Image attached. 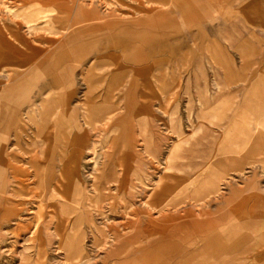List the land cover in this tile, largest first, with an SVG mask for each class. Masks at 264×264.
<instances>
[{
    "label": "rangeland",
    "instance_id": "374dc122",
    "mask_svg": "<svg viewBox=\"0 0 264 264\" xmlns=\"http://www.w3.org/2000/svg\"><path fill=\"white\" fill-rule=\"evenodd\" d=\"M245 3L0 0V194L13 207L1 202L0 264H209L264 248V78L250 77L264 70V13ZM169 8L218 13L219 29L182 32L170 78L117 69L134 38L116 33ZM46 104L69 143L42 142Z\"/></svg>",
    "mask_w": 264,
    "mask_h": 264
},
{
    "label": "crops",
    "instance_id": "0c3cea01",
    "mask_svg": "<svg viewBox=\"0 0 264 264\" xmlns=\"http://www.w3.org/2000/svg\"><path fill=\"white\" fill-rule=\"evenodd\" d=\"M246 3H248V0H244ZM245 3V4H246ZM255 4V5H254ZM246 5H254V8H258L260 12L259 14L264 13V2H258L257 0L250 1V3ZM255 12V11H254ZM218 13L214 12L211 14L212 16L207 18V20L201 21V22H193L192 20H188V18L185 16V14L182 13V11H173L171 8L165 9L162 14H157L156 10H149L148 14L139 16L137 18V21L133 24H126L123 28H121V37H119V34L116 33V38L118 40H122V43L124 42L126 36L128 34H125L128 30H132V38H134L132 45H128V43L121 45L122 46V54L121 60L119 59L118 63L116 64L117 69H120L121 71H124V69H130L132 71V76L137 80H155L156 78H170L171 77V71H172V62H173V51L175 54H177L176 49L173 50V47H177V41H180L181 33L188 30H195L199 26L200 28L204 29H211V30H217L219 29V24L215 23V20L218 18ZM213 17V18H212ZM215 17V18H214ZM159 18V20H158ZM215 19V20H214ZM195 23V24H194ZM210 25V26H208ZM210 27V28H209ZM260 29H264V26H260ZM118 32V31H117ZM110 39V38H107ZM119 43V42H117ZM180 43V42H179ZM260 45L264 46V41ZM121 51V47L120 50ZM131 53V54H129ZM230 77V76H227ZM233 77V76H231ZM251 78H264V70L257 72L255 75H251ZM60 101V100H59ZM58 100L48 101V103H51V105H54V103L57 105H60ZM49 104H46L42 107L40 111V121H39V127L40 125L48 126V131L45 132L44 130L41 132L44 137L41 139L42 142L50 144H60V143H69L70 142V135H66L68 138H65L63 134V130L61 128H57L58 126H62L60 122L56 123H44V117L41 114L42 112H51L52 111L48 108ZM53 107V106H52ZM53 115L48 119L50 120ZM67 123V122H66ZM11 124V122H10ZM7 124L8 128L12 127V125ZM64 124V123H62ZM230 124V123H229ZM66 125L69 126V123ZM73 124H71L72 126ZM66 127V126H64ZM3 131L0 130V143H4L7 135ZM40 134V133H39ZM51 136V139L48 138ZM54 136V137H53ZM181 138L182 135H181ZM228 140V136L226 137ZM39 139V141L41 142ZM151 140V139H150ZM152 141V140H151ZM52 147V145H51ZM57 145V149H58ZM130 152L132 154V157L139 159L140 153L133 149V145L131 144L129 146ZM5 160L3 158V155L0 154V168L6 169V171L10 168L9 165H6ZM2 173L0 170V179L2 178ZM168 172H162V175L165 176ZM206 180L209 182H216L220 179L221 173L216 169V167H210L206 172ZM164 180V177L162 178ZM152 200L151 198L149 201ZM6 201L4 197L0 194V206L1 202ZM5 213L4 216H13L11 214L12 212V206L10 207L8 203H5ZM213 247V245H205V247ZM185 264V263H180ZM187 264V263H186ZM206 264V263H205ZM208 264V263H207ZM209 264H264V248L261 246H255V248L250 249L249 251L245 249V252H243V256H237L236 261H229V262H221L220 256L217 258H213L211 263Z\"/></svg>",
    "mask_w": 264,
    "mask_h": 264
},
{
    "label": "bare ground",
    "instance_id": "6f19581e",
    "mask_svg": "<svg viewBox=\"0 0 264 264\" xmlns=\"http://www.w3.org/2000/svg\"><path fill=\"white\" fill-rule=\"evenodd\" d=\"M2 2V1H1ZM49 112L47 111V112H42L41 114H43L42 116L45 118V119H49L50 118V116H49V114H48ZM18 117H17V115H15V118L14 119H17ZM45 127V126H44ZM43 126H42V128H41V132L43 131ZM38 130V132H39V128L37 129ZM65 144V143H64ZM86 145V144H85ZM61 153H63V151H61L60 152V159L62 160V166H63V168H62V170H65V171H69V169H70V166L69 165H67V164H65L63 161H64V153L63 154H61ZM70 158H72V157H70ZM65 160H67V157H66V159ZM54 162V161H53ZM70 162L71 163H73V161L72 160H69L68 161V163L70 164ZM74 165H76L77 166V164H75V162H74ZM44 166H46V167H48V170L49 169H51L49 166H51V164L50 163H48V162H46V163H44ZM10 167V166H9ZM47 169V168H46ZM0 170H1V172L3 171V170H6V169H3V168H0ZM70 172V171H69ZM76 172H77V170H76ZM75 172V173H76ZM74 173V172H73ZM73 178H71L72 179V181H74V182H76V183H78V184H82V182H80L79 180H77V177H76V174H74L73 176H72ZM50 179L51 178H49V181H50ZM108 180V178L106 179L105 178V180H102L103 182H106ZM42 180H39V182H41ZM43 181H44V179H43ZM66 182H68V184L70 185V182H71V180H70V178L69 177H67V176H65V175H61L60 176V178H58V180H57V184L58 185H60V184H62V183H66ZM13 190V189H12ZM13 208V207H12ZM12 213H13V210H12ZM66 215V214H65ZM65 215H63V213H61V215L59 214V217H58V220H59V222H61L62 224H65V222H67L68 221V218L65 216Z\"/></svg>",
    "mask_w": 264,
    "mask_h": 264
}]
</instances>
